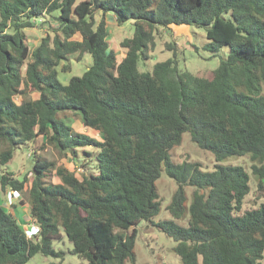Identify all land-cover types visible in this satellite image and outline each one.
Wrapping results in <instances>:
<instances>
[{
	"label": "trees",
	"instance_id": "trees-1",
	"mask_svg": "<svg viewBox=\"0 0 264 264\" xmlns=\"http://www.w3.org/2000/svg\"><path fill=\"white\" fill-rule=\"evenodd\" d=\"M96 12L103 14L98 23ZM108 13L120 25L135 21L133 38L121 43V61L108 43ZM44 16L58 22L61 34L31 50L25 30ZM171 25L206 27L207 48L230 46L231 52L209 77L180 70L177 51L140 72L139 61L155 49L156 28ZM86 53L92 65L61 83V63ZM28 92L39 97L27 99ZM67 112H80L84 126L103 140L74 131L61 117ZM184 133L217 162L250 155L264 199V0H0V146L6 147L0 168L39 136L62 154L97 150L85 152L93 171L81 177L41 158L29 189L27 180L0 177L3 191L28 193L30 217L40 227L28 238L0 204V264H27L38 254L60 258L53 242L62 232L87 264L135 263L138 226L161 211L157 182L164 170L177 184L167 208L174 220L153 225L177 242L182 264H262L264 202L242 211L251 190L248 171L173 163L171 150ZM52 167L60 183L47 182ZM187 212L188 225H179L175 220Z\"/></svg>",
	"mask_w": 264,
	"mask_h": 264
},
{
	"label": "rangeland",
	"instance_id": "rangeland-1",
	"mask_svg": "<svg viewBox=\"0 0 264 264\" xmlns=\"http://www.w3.org/2000/svg\"><path fill=\"white\" fill-rule=\"evenodd\" d=\"M82 1L85 0H77V4ZM102 17L103 14L101 12H96L95 20L97 23L101 21ZM105 18L109 33L108 43L116 52L118 60L121 61L126 53V49L121 47V43L125 39L133 38L135 21L130 20L120 25L113 13H108ZM35 21L36 26L34 28L25 30L31 50H34L39 45L42 38L49 36L53 39L55 35L61 34L59 24L53 17H38ZM155 34V49L151 52L148 60L139 61L138 69L140 72H151L155 64L174 58V51H177L176 59L180 70L189 71L199 77H209L219 67L222 59H227L231 52L230 46H223L216 52L210 51L207 48L209 40L206 27L171 25L169 28L157 27ZM73 39H81V37L76 35ZM168 44L174 45L173 50L168 47ZM92 62V57L88 53L84 54L80 59L79 54L72 55L68 61H63L58 67L59 81L66 85L72 77H81L92 65ZM63 66H68V71H64L62 69ZM25 70L26 67L23 69V75H25ZM38 97L39 94L34 92H28L26 95V98L31 100H35ZM15 100L18 104L22 103V96H16ZM61 117L74 131L89 134L100 141L103 140V137L98 132L87 129L84 126L80 112H67ZM0 148L4 150L6 147L0 146ZM85 152L95 155L97 150L89 147L83 150L80 149L77 156L69 152L62 154L48 144L45 137L39 136L33 142L15 150L14 158L6 166L0 168V177L3 174H9L15 179L27 180L26 189H29L34 178V164L38 158L54 163L56 166H64L78 177H81L82 174L93 171L90 168V165L93 164V162H90L91 156ZM171 158L175 164L197 162L204 171H213L218 164L222 166H242L250 175L251 187L250 193L243 202L242 211L255 209L264 202V199L261 198L262 192L258 189L259 178L252 173L253 162L250 155L231 156L221 162H217L211 152L200 149L192 142L189 133H184L181 144L171 150ZM55 171L53 167L49 170L46 177L47 182L60 183L59 178L55 176ZM157 187L160 195L161 211L152 222L142 221L139 224L135 245L136 262L128 264H182L181 258L174 251L177 242L153 225L161 221L174 220L167 208L177 190V184L164 170L157 182ZM10 191V188L3 191L0 187V204L13 213L24 229H27L35 223L30 217L28 193L25 191L20 198L15 199L16 201L9 205L8 194ZM193 191L194 188L192 187L187 189L189 194L188 207L191 204ZM189 220L190 214L187 212L184 218L175 221L181 226H187ZM62 234L63 237L60 240L53 242L55 251L62 252L60 258L45 257L38 254L27 264H87L86 261L72 253V244L65 233L62 232ZM262 264H264V260Z\"/></svg>",
	"mask_w": 264,
	"mask_h": 264
},
{
	"label": "built area",
	"instance_id": "built-area-1",
	"mask_svg": "<svg viewBox=\"0 0 264 264\" xmlns=\"http://www.w3.org/2000/svg\"><path fill=\"white\" fill-rule=\"evenodd\" d=\"M20 196L21 194L18 191L11 190L8 194L9 205L14 203L16 201L15 199L20 198ZM25 231L28 238L32 239L39 235L40 227L37 224L33 223L29 228L25 229Z\"/></svg>",
	"mask_w": 264,
	"mask_h": 264
}]
</instances>
